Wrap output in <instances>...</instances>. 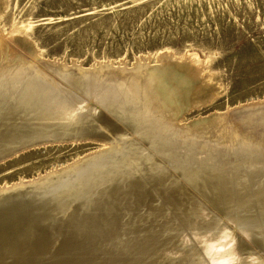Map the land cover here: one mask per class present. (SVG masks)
Here are the masks:
<instances>
[{
	"label": "rangeland",
	"instance_id": "374dc122",
	"mask_svg": "<svg viewBox=\"0 0 264 264\" xmlns=\"http://www.w3.org/2000/svg\"><path fill=\"white\" fill-rule=\"evenodd\" d=\"M0 264H264V0H0Z\"/></svg>",
	"mask_w": 264,
	"mask_h": 264
},
{
	"label": "bare ground",
	"instance_id": "6f19581e",
	"mask_svg": "<svg viewBox=\"0 0 264 264\" xmlns=\"http://www.w3.org/2000/svg\"><path fill=\"white\" fill-rule=\"evenodd\" d=\"M177 65V64H176ZM179 66V65H178ZM180 67H181V65L179 66V69H180ZM183 67V66H182ZM181 67V68H182ZM187 67V66H186ZM178 69V68H177ZM185 70H187L186 68H185ZM158 84V83H157ZM160 86H158L159 88H162L163 87V85L162 84H159ZM164 89V88H163ZM171 93V96L173 97V98H175L176 99V102H177V99L179 98V97H177V94H172V92H170ZM157 97V96H156ZM52 104H54V102H52ZM51 105V104H50ZM178 108V107H177ZM64 110L66 109V108H63ZM63 110V111H64ZM47 111H49V110H47ZM65 114V112H61V113H59V115H57V116H53V117H51V119L53 120V122H58L61 118H62V116ZM47 118H49V117H47ZM149 120V119H148ZM21 135H23V134H21ZM25 136H28V134H24L22 137H25ZM195 158H197V157H195ZM220 182H223V181H220ZM243 230L245 229V228H242Z\"/></svg>",
	"mask_w": 264,
	"mask_h": 264
},
{
	"label": "water",
	"instance_id": "95a60500",
	"mask_svg": "<svg viewBox=\"0 0 264 264\" xmlns=\"http://www.w3.org/2000/svg\"><path fill=\"white\" fill-rule=\"evenodd\" d=\"M183 88H185L186 91H188L187 87L186 86H183Z\"/></svg>",
	"mask_w": 264,
	"mask_h": 264
}]
</instances>
